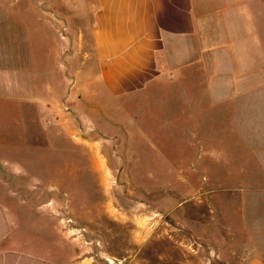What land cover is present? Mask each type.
Masks as SVG:
<instances>
[{"label":"rangeland","instance_id":"rangeland-1","mask_svg":"<svg viewBox=\"0 0 264 264\" xmlns=\"http://www.w3.org/2000/svg\"><path fill=\"white\" fill-rule=\"evenodd\" d=\"M214 1L243 25L245 42H202L179 89L80 115L66 103L64 75L92 44L67 37L89 15L79 16L77 0H39L38 23V0H13L31 13L0 42V202L20 216L57 215L73 249H87L95 264H198L197 232L216 214L225 221L264 179V0ZM18 71L24 95L5 77ZM50 85L58 102L42 108ZM67 217L93 243L74 240Z\"/></svg>","mask_w":264,"mask_h":264},{"label":"crops","instance_id":"crops-1","mask_svg":"<svg viewBox=\"0 0 264 264\" xmlns=\"http://www.w3.org/2000/svg\"><path fill=\"white\" fill-rule=\"evenodd\" d=\"M77 1L75 11H81L78 14L83 20L86 13L90 19L81 29L71 24L67 42H76L77 46L78 42H91L92 54L85 53L77 68L67 60L64 78L66 103L80 115L85 110H110L112 100L134 102L136 96L146 97L156 88L179 89L186 79V63L190 55L200 54L202 42H245L243 25L235 27L232 11L214 0ZM0 3V42H7L5 32L11 24L23 28L25 14L31 10L15 8L13 0ZM39 11L41 14L38 0L37 10H33L38 23ZM243 12H237L241 20ZM75 55L71 53L69 59ZM90 60L93 67L86 72L85 65ZM19 72L18 77L8 72L5 77L13 83L17 78L24 95L25 74ZM49 89V102L37 101L42 108L52 109L58 102L52 97L55 87L50 85ZM94 125L99 133L104 132L105 124ZM83 126L85 123H80L81 129ZM258 160L264 163L263 156ZM246 190L250 192L235 204L231 216L222 221V216L216 214L218 217L197 232L204 242L194 255L198 264H264V179ZM61 222L51 212L20 216L10 204L0 202V264H95L87 249H73Z\"/></svg>","mask_w":264,"mask_h":264},{"label":"built area","instance_id":"built-area-1","mask_svg":"<svg viewBox=\"0 0 264 264\" xmlns=\"http://www.w3.org/2000/svg\"><path fill=\"white\" fill-rule=\"evenodd\" d=\"M64 30H67V28L64 27ZM64 223L67 227V230H68L70 236L73 237L74 240H78V241L84 243L85 245H89V244L93 243L88 238L87 229L85 227L78 226L72 218H70V217L65 218ZM195 243L198 246H201V243H199V242H195ZM99 244L100 243L97 242V245H99Z\"/></svg>","mask_w":264,"mask_h":264}]
</instances>
